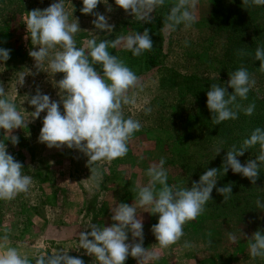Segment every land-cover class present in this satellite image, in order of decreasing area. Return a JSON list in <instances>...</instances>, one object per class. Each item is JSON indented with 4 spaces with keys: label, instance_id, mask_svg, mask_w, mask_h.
I'll use <instances>...</instances> for the list:
<instances>
[{
    "label": "rangeland",
    "instance_id": "rangeland-1",
    "mask_svg": "<svg viewBox=\"0 0 264 264\" xmlns=\"http://www.w3.org/2000/svg\"><path fill=\"white\" fill-rule=\"evenodd\" d=\"M56 2L59 0H0V48L11 50L10 59L0 61V84L4 85L17 110L30 120L28 127L15 129L12 133L0 129V142L6 143L8 153L23 164L24 174L33 177L28 193H21L11 201L0 200V235L7 230L9 246L32 248L33 253H23L33 256L29 259L40 255V251L49 252L47 249L52 242L45 241L43 234L50 231L52 224H68L67 220L72 217L69 224L76 226L78 232L90 223L111 226V208L118 204L117 199L125 192L137 199V183L147 184V169L153 164L158 165L161 158L165 159L169 185L191 187L207 169L215 167L212 162L224 163L230 147L228 141L218 136L207 107L211 84L225 86L229 94L234 90L227 86L231 73L228 68L233 62L232 57H228L230 18L220 13L213 22V0H199L194 10L196 22L190 27L181 24L175 31H165L164 23L177 0H165L164 5L151 14V22L136 19L117 6L115 0H101L94 11L109 18V23L114 25L111 32L95 29L92 24L95 17L80 11L83 0H64L69 22L78 19L80 24L81 30L74 36L77 47H83L84 41L93 37L100 42L136 32L142 34L146 28L149 30L153 49L139 57L133 56L123 44L108 49L140 78V87L129 92L130 96L133 91L137 93V104L125 106L123 112L125 118L139 120L142 127L130 139L125 157L98 162L101 170L107 169L98 186L90 179L88 158L82 152L67 146L48 148L40 143L38 137L46 110L33 120L31 112L35 108L29 100L39 88L42 94L59 101L60 90L53 84L64 74L52 73L47 60L41 70L35 67L29 50H38V46L31 44L30 37L25 39L28 33L24 22L29 11L43 10ZM222 5L228 10L245 11L257 27L264 29V6L253 5L251 0L247 5L243 0H222ZM108 6L112 11L107 10ZM56 50H60L59 47ZM94 67L102 74L99 65ZM20 74L26 75L23 86L17 84ZM250 77L256 82L252 89L264 100V75L255 73ZM197 93L202 95L200 100L192 97ZM146 108H151L149 114H145ZM237 133L235 130L228 134V140L235 141ZM11 134L19 138L18 144L13 145L8 140ZM47 168L58 170L56 174L60 181L64 180L63 188H52L46 182L51 174L41 170ZM66 172L74 180H65ZM217 180V187L231 183L233 194L224 201L214 188L212 200L207 202L204 212L186 223L184 236L168 248H160L149 231L158 223V214L149 213L150 208H141L144 247L150 249L156 241L159 251V259L149 260L146 264H264V257L252 258L249 250L253 233L264 232V208L256 204L258 199L264 204V168H260L255 184L242 174L233 173L231 168L226 175L221 169ZM230 234L235 235V242L229 239ZM186 241L193 247H184ZM147 243L151 247L146 246ZM130 257L125 264H138ZM92 262L93 257L87 258L85 264Z\"/></svg>",
    "mask_w": 264,
    "mask_h": 264
},
{
    "label": "clouds",
    "instance_id": "clouds-1",
    "mask_svg": "<svg viewBox=\"0 0 264 264\" xmlns=\"http://www.w3.org/2000/svg\"><path fill=\"white\" fill-rule=\"evenodd\" d=\"M100 2L101 0H83L80 11L95 17L92 24L96 30L111 32L114 25L109 23V18L94 11ZM198 2L199 0H177L170 8L164 30L175 31L181 24L185 27L194 24L197 19L194 10ZM164 3L165 0H115L117 6L144 22H151V14ZM248 3L249 0H243V4ZM251 3L264 6V0H251ZM107 10L112 11L111 6ZM24 23L28 33L25 39L30 37L31 44L38 46V50H29L35 67L41 70L47 60V67L52 73L64 74L62 79L53 84L60 90L59 101L42 94L39 88L29 100L30 105L35 108L31 112L33 120L46 110L38 140L48 148L60 149L67 146L82 152L88 158L90 179L98 186L103 172L107 171L106 168L101 170L98 162H111L125 157L129 151L130 139L142 127L139 120L125 118L123 112L125 106L137 104V93L133 91L130 96L129 92L140 87V78L120 58L110 54L108 49H116L123 44L133 56L139 57L145 51L153 49L149 30L146 28L142 34L136 32L100 42L93 37L85 40L83 47H77L74 36L81 30L80 24L78 19L69 22L64 0L52 3L43 10L29 11ZM57 47L60 50H56ZM10 52V49L0 48V61L9 60ZM255 60L261 62L259 70L264 72V48H256ZM94 65L101 67L102 74ZM25 76L20 74L17 84L23 86ZM229 77L227 86L234 89L232 94L219 84H211L207 92V107L212 113V122L215 125L238 118L237 110L241 106L236 103L237 97L247 99L250 89L256 83L244 67L229 73ZM232 106L237 110H233ZM254 109L255 105L250 104L243 111L250 116ZM150 112L151 108L145 109V114ZM29 122L8 98L4 85L0 84V129L5 133H12L15 129L28 127ZM9 139L13 145L19 143V138L15 135L11 134ZM257 144L260 154L242 164L237 157L243 156L245 151ZM219 153L220 151L217 152ZM164 164L165 159L161 158L158 165H151L146 171L149 178L147 184L136 185V204L140 208H150L151 214H158V223L152 226L151 231L160 248H168L180 241L184 236V225L204 212L205 205L212 200L214 188L224 197V201L230 198L233 194L231 183L217 187V176L221 169L226 175L231 168L233 173L242 174L252 184L256 183L260 165L264 164V128L254 129L239 148L233 145L227 150L221 168L207 169L198 182H192L191 187L169 185ZM23 169V164L8 153L7 144L0 142V200L11 201L19 194L29 192L33 177L24 174ZM256 204L264 208L259 199ZM111 212V226L101 227L90 223L84 231L78 233L79 249L86 250V254L93 257L92 264H125L129 256L135 258L138 264L159 259L157 252L143 246V218L137 214L136 206L119 203L111 208ZM129 233L131 242H128ZM229 239L235 242L236 237L230 234ZM8 240V231L5 230L0 235V264H33L18 247L9 246ZM184 247L191 248L193 245L186 241ZM249 250L252 258L264 257V232L257 230L253 233ZM34 264H85V261L68 255V251L61 248L51 254L37 255Z\"/></svg>",
    "mask_w": 264,
    "mask_h": 264
},
{
    "label": "trees",
    "instance_id": "trees-1",
    "mask_svg": "<svg viewBox=\"0 0 264 264\" xmlns=\"http://www.w3.org/2000/svg\"><path fill=\"white\" fill-rule=\"evenodd\" d=\"M213 1L215 4V9L213 10V12L215 11L213 14V22L218 18L220 13L227 15V19L230 18L228 57H232L233 62L232 66L228 68V71L233 72L241 67H244L249 71L250 76L255 73H261L264 75V72L259 70L261 62L259 60H255L256 48H264V29L257 27L245 11L228 10L222 5V0ZM203 90H206V88H203ZM197 95L192 96L193 99L200 100L202 95H199L198 93ZM236 103L241 106L239 110L233 107V110L238 111L237 119L226 120L219 125L213 124L218 136L224 141H228L230 145L229 149L233 145L239 148L243 140L248 138L252 131L257 127L264 128V100L261 99L252 88L248 93L247 99L237 97ZM250 104H254L255 109L253 114L249 116L244 113L243 109L247 108ZM235 130L238 132L235 134V141L228 140L227 135L231 134L233 131L235 132ZM259 154L260 147L257 144L249 148L245 151L243 156L237 157V159H239L242 164H246L248 160L255 159ZM211 164L215 166L214 168H221L223 162L216 160ZM260 168H264V164H261ZM31 260L34 264L35 258Z\"/></svg>",
    "mask_w": 264,
    "mask_h": 264
},
{
    "label": "crops",
    "instance_id": "crops-1",
    "mask_svg": "<svg viewBox=\"0 0 264 264\" xmlns=\"http://www.w3.org/2000/svg\"><path fill=\"white\" fill-rule=\"evenodd\" d=\"M47 171L51 175H50V179L49 180L47 179L46 182L47 183L49 182L50 186L52 188H56L57 186H58L57 189H60V187L63 188L64 186H63L62 183H64V180L60 181L59 175H57L58 174V172H57L58 170L56 168H51V169H48V170H45V169L41 170L42 173H46ZM66 173L68 175H65L64 178H65V180H69L70 181L71 177L69 176V172H66ZM72 180H74V179H71V181ZM55 194L56 193L53 191V196ZM136 200L137 199L132 198V195H130L129 192H125V194L122 197L117 199L118 204L119 203H128L129 205L133 204V206H136L137 207V214L140 215L142 210L136 204ZM50 202H52V201H50ZM59 206L60 205H58V207H57V211L60 208ZM108 218H109V216H108ZM70 220H72V217L69 218V220H67L68 224L63 223L62 226L60 225V223L52 224V227H51L50 231L46 232L45 234H43L44 240L45 241H51L52 244L49 247V249H47L49 251L48 253H47V251L46 252L40 251V254L47 255V254L54 253L56 250L64 248L65 250L68 251V255H70L72 257L81 258L84 261H86L87 258H91V256L86 254V250H84L82 248L79 249V245H78V233L79 232H78V229H77L76 226L69 224ZM83 228H85V227H83ZM150 229H149V231H151ZM82 231H84V230H82ZM153 237H155L154 234H153ZM44 240L41 241L43 243V245L45 243ZM131 240H132L131 233H129V241L128 242H131ZM152 242H154V240H152ZM143 246H145V244ZM146 246L151 247L148 243H147ZM18 248L21 250L22 253H30V252L33 251L32 248H27V247H18ZM149 250L150 251H155L157 253L159 252L157 250L156 241H155V243H153L152 247ZM27 256L29 258H33V256H29V255H27ZM161 258H163L164 262H166L165 259H164V256H162ZM133 259L134 258L132 257V260Z\"/></svg>",
    "mask_w": 264,
    "mask_h": 264
}]
</instances>
